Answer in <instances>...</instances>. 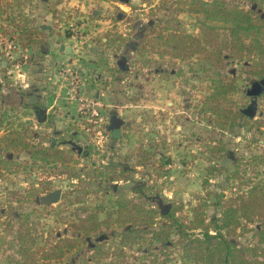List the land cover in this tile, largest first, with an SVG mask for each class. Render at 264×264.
<instances>
[{
    "label": "rangeland",
    "instance_id": "374dc122",
    "mask_svg": "<svg viewBox=\"0 0 264 264\" xmlns=\"http://www.w3.org/2000/svg\"><path fill=\"white\" fill-rule=\"evenodd\" d=\"M203 1L253 9L264 17V0ZM0 4V138L18 135L33 146L55 145L71 157L67 162L32 160L27 150L10 148L0 139V160H5L0 166V236L8 219L24 211L30 213L41 244L49 245L60 237L77 236L72 223L89 211L100 219L109 213L115 217L119 198L155 208L159 216L155 228L168 223L161 214L169 209L190 223L200 203L209 222L221 214L213 205L215 194L229 196L237 189L238 179H226V171L237 160L240 169H246L244 177H264V163L252 156L264 152V123L256 126L259 119L264 122V78L247 73L251 58L228 59L222 70L236 83L227 104L249 116L246 124L239 118L231 131L222 132L213 125L211 114L201 110L202 99L210 93L211 71L200 54L180 59L148 47L134 49L149 26L168 21L197 37L205 23L217 27L220 35L226 31L228 24L206 21L190 11L193 0H2ZM13 18L48 30L36 34L33 49L23 48ZM45 53L50 54L47 60ZM73 61L84 70L77 94L67 92L74 84L65 87L58 74L62 62ZM25 72L35 74L33 82L20 80ZM18 94L26 95L28 102H18ZM72 94L77 101L69 98ZM79 97L88 98L89 105L84 100L81 105ZM80 107L86 112L82 114ZM113 130H119L118 138L112 137ZM220 143L224 151L217 152L213 147ZM143 157L147 161L141 165ZM55 190L61 191L59 200L46 202V195ZM241 223L251 229L261 225ZM123 228L114 223L109 229L102 227L106 234L85 237L83 251L67 252L50 264H85L83 255L92 252L96 241L105 240L104 249L112 251L118 239H112L111 229ZM172 233L174 242L168 249L153 243L149 249L153 255H147L148 240L124 247L128 261L142 264L140 257L146 256L145 264H197L183 257L173 228ZM5 234L7 241L11 232ZM251 237L252 231L238 228L229 239L239 245ZM10 256L18 257L0 239V264H17ZM118 261L120 257L111 253L102 260Z\"/></svg>",
    "mask_w": 264,
    "mask_h": 264
},
{
    "label": "trees",
    "instance_id": "16d2710c",
    "mask_svg": "<svg viewBox=\"0 0 264 264\" xmlns=\"http://www.w3.org/2000/svg\"><path fill=\"white\" fill-rule=\"evenodd\" d=\"M193 2L190 11L202 14L206 21L228 24L226 31L220 35L217 27L205 23L201 37H197L182 32L177 25L168 21L158 26H149L138 39L134 49L141 51L148 47L160 55L167 54L180 59L196 53L200 54L211 71L210 93L202 99L201 110L211 114L215 128L222 132L231 131L239 118H244L246 124L249 116L244 111L233 110L227 104L226 97L235 90L236 83L234 77L224 75L222 70L227 66L228 59L241 60L246 56L251 58L250 65H246L247 73L264 78V17L259 16L253 9L244 10L237 7L229 9L216 2L203 0H193ZM19 22L22 23H17L15 18L11 20L15 30L18 31L21 46L33 49L37 42L36 34L42 36L48 29L34 25L28 20ZM243 34L249 37V41L243 37ZM225 52L228 54L226 55ZM253 53L254 58L251 57ZM263 123L259 119L256 126L259 128ZM0 139L10 148L27 150L32 160L63 159L64 162L71 160L70 156L65 155L55 145L33 146L18 135H6ZM213 148L217 152L224 151L221 143ZM260 155L252 156L255 159L261 158V162L264 163V152ZM4 161L0 160V166ZM146 161L147 157H143L139 164L144 165ZM242 172H246V169H240L238 160L233 169L226 171L227 180L238 179L237 189L229 196H224L222 193L215 194L213 205L221 209V214L220 217L209 222L205 221L200 210L204 203H200L194 207V217L190 223L180 221L175 215V210L169 209L161 214V218L168 223L155 228L159 217L155 208L119 198L117 205L120 209L115 217L109 213L104 219H100L97 212L89 211L79 217L77 222H73L72 227L77 236L60 237L49 245L41 244L40 235L36 231L30 213L19 211L15 218L10 217L5 223L0 239H4L9 249H14L18 257L16 259L10 257L15 263L50 264L52 261H59L67 252L83 251L86 244L85 237L104 232L101 231L102 227L109 229L114 223L124 227L120 231L111 229V237L114 240L117 238L118 244L110 251L109 247L108 250L104 249L105 240L94 242L90 247L92 252L83 255L85 264H88V260L93 262L92 264H107L102 260L109 253L117 258L120 257L117 264H132L127 259L124 247H131L148 240L147 255H153L149 249L154 242L166 250L169 248V243L174 242L171 238L173 228L178 236L175 244L182 249L183 257L194 263L264 264V177L256 179L244 177ZM241 220L250 224L259 222L261 225L251 229L242 224ZM238 228L242 232L252 231L251 239L239 245L230 240L229 236L235 234ZM188 229H200L202 232L192 235L187 232ZM8 232H11V238L6 241L5 233ZM147 235L149 238L146 237ZM156 256L157 254H154L151 262H155ZM145 258L146 256L140 257L142 264H145Z\"/></svg>",
    "mask_w": 264,
    "mask_h": 264
},
{
    "label": "built area",
    "instance_id": "2783aa9c",
    "mask_svg": "<svg viewBox=\"0 0 264 264\" xmlns=\"http://www.w3.org/2000/svg\"><path fill=\"white\" fill-rule=\"evenodd\" d=\"M27 58H28V56L24 55V59L26 60ZM56 63H57V61L54 62L53 67ZM59 69H60V71L58 72V74L60 75L62 85H65V87H67V86H72L74 84V86H72V88L68 89L67 92L70 94L71 91H74L77 94L76 88L78 87V83L81 82V80L84 76V70L82 69V67L79 64H77L76 61H73L72 64L62 62ZM48 72H51V71H48ZM48 79H51V76H48ZM69 98L73 99L75 101H77V99H78L73 94H72V96L70 95ZM79 100L81 101V105L85 104V103H83L84 101L87 102V104L89 105V99L88 98L83 99V98L79 97ZM90 102H92V101H90ZM79 110H82L81 111L82 114L86 112V111H83L84 110L83 107H80Z\"/></svg>",
    "mask_w": 264,
    "mask_h": 264
},
{
    "label": "crops",
    "instance_id": "0c3cea01",
    "mask_svg": "<svg viewBox=\"0 0 264 264\" xmlns=\"http://www.w3.org/2000/svg\"><path fill=\"white\" fill-rule=\"evenodd\" d=\"M61 51H63V50H61ZM65 53L66 54H68V53H70V50L69 51H67V48L65 49ZM35 56V55H34ZM49 56H50V54H48V53H45V56H44V58H45V60H47L48 58H49ZM35 58L37 59V56H35ZM33 63H34V61H33ZM53 64H54V62H53ZM32 66H33V64H32ZM31 66V68L33 69V67ZM30 69V66L28 67V70ZM31 74V75H30ZM20 75H22V79H20V80H23V81H28V83H31V81L33 82V80H34V76H35V74L33 73V72H30V73H23V74H20ZM0 87H1V85H0ZM6 90V89H5ZM1 91H4V89H3V87L1 88ZM17 100H18V102H21V103H26V102H28V101H26L27 100V97H26V95H24V94H18V96H17ZM40 115L41 116H43V119H45V115H44V112L43 111H40Z\"/></svg>",
    "mask_w": 264,
    "mask_h": 264
},
{
    "label": "water",
    "instance_id": "95a60500",
    "mask_svg": "<svg viewBox=\"0 0 264 264\" xmlns=\"http://www.w3.org/2000/svg\"><path fill=\"white\" fill-rule=\"evenodd\" d=\"M120 136L119 130H113L112 131V137L114 138H118ZM61 196V191L60 190H55V191H51L49 192L46 197L44 198V200L46 202H56L59 200Z\"/></svg>",
    "mask_w": 264,
    "mask_h": 264
}]
</instances>
